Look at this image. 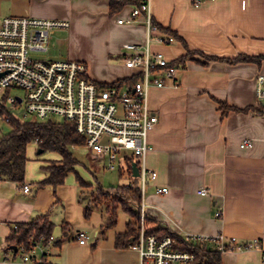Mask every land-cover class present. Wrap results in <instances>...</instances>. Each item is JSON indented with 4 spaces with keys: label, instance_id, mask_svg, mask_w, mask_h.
Segmentation results:
<instances>
[{
    "label": "crops",
    "instance_id": "1",
    "mask_svg": "<svg viewBox=\"0 0 264 264\" xmlns=\"http://www.w3.org/2000/svg\"><path fill=\"white\" fill-rule=\"evenodd\" d=\"M151 8L155 22L176 32L191 50L220 58L245 55L262 60L229 64L210 62L198 54L180 67L175 81L150 90L149 106L158 113L159 122L149 134L152 151L147 167L158 176L150 182L145 197L148 227L154 226L151 221L180 237L223 235L238 243L259 240L264 247V106L256 94L257 77L264 75V0H204L199 6L195 0H151ZM109 11V0H0V18L68 21L71 33L86 23L101 27L110 35L105 64L109 57L120 56L124 45H144L147 39L142 23H118L130 9L113 17ZM151 48L169 61L187 54L180 40L170 46L153 42ZM69 59L86 63L95 82L113 83L135 74L123 62L115 65L112 73H103L93 54L73 52ZM222 104L249 111L225 115ZM245 140H252L253 147L241 149ZM95 161L97 165L91 163L86 170L90 174L105 171L102 162ZM34 178L31 174L25 182L32 185L31 193L23 192L14 182L0 181L2 244L6 245L10 226L48 216L51 221L63 219L56 238L65 233L69 238L54 250L47 264H140L138 252L116 248V238L126 232L129 221L125 213L119 214L117 227L102 236L105 216L98 209L89 220L85 218L77 181L65 182L55 196L51 188L38 187L46 178L44 171ZM159 188H168L169 193L160 195ZM202 189L209 195L201 196ZM219 211L221 216H217ZM79 231L94 235V239L87 246L80 245L76 238ZM2 257L0 264H24ZM223 264L263 263L260 251L249 250L223 253Z\"/></svg>",
    "mask_w": 264,
    "mask_h": 264
},
{
    "label": "built area",
    "instance_id": "2",
    "mask_svg": "<svg viewBox=\"0 0 264 264\" xmlns=\"http://www.w3.org/2000/svg\"><path fill=\"white\" fill-rule=\"evenodd\" d=\"M203 1L195 0V6ZM141 2L140 6L130 5L127 8L129 14L118 19L121 25L142 23L147 31L144 45L126 44L123 47L125 67L141 75L132 89H101L90 79L88 66L82 61H44L32 57L33 53L48 52L50 36L56 29H69L68 21L15 16L0 18V121L10 123L13 117L24 121L30 118L47 121L58 117L73 122L78 134L87 139L85 147L102 162L106 171L122 173L123 178L129 180L128 187H132L133 179L140 181V230L129 246L138 252L140 264H192L196 255L178 249L177 239L148 234L145 197L150 182L158 176L147 167V158L152 151L149 134L159 122L158 113L149 106V93L152 88H164L169 81H175L180 67L172 65L164 54L152 51L153 42L170 46L176 39L161 33L153 18L151 0ZM18 89L25 93L24 96L11 95ZM256 94L264 106L263 74L257 77ZM253 145L252 140H245L240 147L249 149ZM135 164L139 177L134 176ZM22 191L31 193L33 187L25 184ZM157 193L166 195L169 189L159 188ZM199 194L208 196L209 191L202 189ZM221 215L219 211L217 216ZM76 238L82 246H87L91 240L83 231H79ZM182 238L188 244L212 247L221 253L257 250L261 252L264 264V247L259 240L238 243L223 235L197 234ZM56 242L55 236L50 239L41 237L33 239L30 247L16 246L17 251L13 248L6 251L0 238V255L4 261L47 264Z\"/></svg>",
    "mask_w": 264,
    "mask_h": 264
},
{
    "label": "trees",
    "instance_id": "3",
    "mask_svg": "<svg viewBox=\"0 0 264 264\" xmlns=\"http://www.w3.org/2000/svg\"><path fill=\"white\" fill-rule=\"evenodd\" d=\"M142 0H109L110 16H116L130 5L140 6ZM156 23V22H155ZM157 24V23H156ZM159 26L160 31L172 36L176 40H180L185 47L187 54L178 60L171 61L172 65L184 67L186 62L191 60L195 55L201 54L207 57L210 62L219 61L229 64H237L241 62H261L260 57H249L240 55L235 59L220 58L216 56H206L200 51L191 50L184 39L179 37L176 32L164 29ZM141 75L134 74L131 77L117 80L113 83L95 82L101 88L118 87L119 89H132L140 80ZM222 109L226 115L230 111L248 112L249 109H238L227 104H222ZM11 131L7 134L0 135V181L14 182L23 187L26 182V171L29 163L28 150L35 146L37 155L45 153H53L58 159L46 161L42 165V171L46 173V178L38 183L39 188L49 187L53 194L57 196V190L63 186L69 174H75L79 187V204L83 205L84 201L91 192V199L87 204H84V216L89 220L95 210H101L104 218V223L100 228V234L104 236L108 231L115 229L118 225L120 213H125L129 221L126 225V232L119 234L116 238L117 249H128L131 239L138 237L141 223V205L142 193L140 181L138 178L133 179L132 187L127 185H119L105 190L100 183H87L76 171V167L80 162L73 154V148L85 147L87 139L78 134L75 124L68 120L40 121L37 119L20 120L13 117L9 123ZM42 151V154H39ZM94 158V157H93ZM96 160V158H94ZM129 166L132 159L128 161ZM120 177L123 175L120 173ZM154 225L148 229V234L157 235L159 238L173 237L178 240V249L194 253L196 260L192 264H223V253L207 246H196L188 244L182 237L169 231L161 225ZM68 228L67 224L63 225ZM55 224L48 216H40L28 223H18L10 226V234L5 239V250H11L13 247H30L33 239L45 237L50 239L54 236ZM69 235L65 233L55 243V250L61 247L68 241ZM96 247V244L93 248Z\"/></svg>",
    "mask_w": 264,
    "mask_h": 264
},
{
    "label": "rangeland",
    "instance_id": "4",
    "mask_svg": "<svg viewBox=\"0 0 264 264\" xmlns=\"http://www.w3.org/2000/svg\"><path fill=\"white\" fill-rule=\"evenodd\" d=\"M89 24H83L80 30L75 33H71L70 29H56L52 35L50 36L49 42V51L48 52H37L33 53L32 57L37 60H44V61H69L70 54L73 52L76 54L81 55H96L97 61L100 62L99 69L101 72L112 73L115 65L120 64L125 59V51L122 50L120 56H111L108 59L109 64L104 63V59H106V51L108 50L109 42H110V35L104 31L101 27H89ZM105 54V55H104ZM69 59V60H68ZM90 77V76H89ZM91 79V77H90ZM93 79V78H92ZM94 80V79H93ZM112 82V81H110ZM108 83V82H106ZM24 92L20 89L14 90L11 92V95H21L24 96ZM8 113H10L9 106ZM28 120H31L28 119ZM54 121H62V119L56 117L53 118ZM11 131V126L9 123L5 121H0V135L7 134ZM73 154L80 162V165L77 166L76 171L82 178H86L90 180L94 185L100 183L105 190H109L112 187H117L119 185H127L129 180L127 178H121L120 174L117 172H109V171H102L98 172L97 174H90L89 171L86 169L91 166V163L97 165V162L94 160V156L90 154L86 147H78L73 148ZM56 155L53 153H45L43 155H37L35 146H32L28 150V158L29 163L27 165L26 171V181L30 179V176H35L36 179L38 176L41 175V164L51 159H55ZM101 167L103 165L101 164ZM77 181L76 175L73 173L69 175L68 180L66 182ZM91 192L89 191L84 204H87L91 199ZM61 209V208H60ZM55 218V215H54ZM52 221L56 223L54 229V236L56 237V232L60 231L63 223V219L61 221ZM94 239V235L91 237ZM3 245L4 242H3ZM3 252V251H1Z\"/></svg>",
    "mask_w": 264,
    "mask_h": 264
},
{
    "label": "water",
    "instance_id": "5",
    "mask_svg": "<svg viewBox=\"0 0 264 264\" xmlns=\"http://www.w3.org/2000/svg\"><path fill=\"white\" fill-rule=\"evenodd\" d=\"M42 153H43L42 151H39V154ZM133 171H134V176L139 177V169L136 164L133 166ZM13 250L17 251V247H13Z\"/></svg>",
    "mask_w": 264,
    "mask_h": 264
}]
</instances>
